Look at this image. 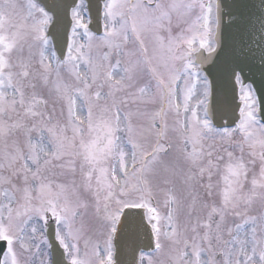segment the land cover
I'll use <instances>...</instances> for the list:
<instances>
[{
	"label": "snow or ice",
	"instance_id": "6c2138e0",
	"mask_svg": "<svg viewBox=\"0 0 264 264\" xmlns=\"http://www.w3.org/2000/svg\"><path fill=\"white\" fill-rule=\"evenodd\" d=\"M235 7L0 0V264L53 224L40 264H122L144 233L148 264H264V0Z\"/></svg>",
	"mask_w": 264,
	"mask_h": 264
},
{
	"label": "water",
	"instance_id": "95a60500",
	"mask_svg": "<svg viewBox=\"0 0 264 264\" xmlns=\"http://www.w3.org/2000/svg\"><path fill=\"white\" fill-rule=\"evenodd\" d=\"M252 0H222V3L229 5V7H232V10L234 13L239 16L242 13L244 15L247 14L249 9L243 8V7H235V5H243L245 3H250ZM254 2L258 5L259 0H254ZM93 31L95 32L97 29L101 32V21L97 22L96 20L93 21ZM232 32H236V28L233 27L230 29ZM256 87L260 89V94L262 96V99H264V84H261L260 82V76L257 73L256 74ZM49 242L52 245L51 254L53 259H58L60 257V253L62 249L59 248L58 242L55 240L54 236V226L52 225L49 228L48 236ZM133 247H135L136 257L138 259L139 253L141 250H149L154 247V241L149 239V235L147 233H144L140 236L139 240L136 241L135 245H128V246H122V253L117 257L118 260L122 262V264H132L133 260ZM6 245L3 242H0V260L2 259V253L5 250Z\"/></svg>",
	"mask_w": 264,
	"mask_h": 264
},
{
	"label": "rangeland",
	"instance_id": "374dc122",
	"mask_svg": "<svg viewBox=\"0 0 264 264\" xmlns=\"http://www.w3.org/2000/svg\"><path fill=\"white\" fill-rule=\"evenodd\" d=\"M163 197L161 196V199H162ZM90 220H91V217H90V215L89 216H86L85 217V222L86 223H89L90 222ZM86 236L87 237H90L92 240H96V239H99V237L97 236V234H96V232H95V229H94V227H89V230L86 232ZM42 253H46L47 255H39V256H36L34 259H35V264H40V261L42 260V259H47V258H49V251H48V248L47 247H45V246H42ZM84 251H85V249H84V245H83V241L81 242V255L83 256V254H84ZM156 256L157 255H149L148 257H147V254H145V260L148 262V259L149 258H151L153 261H156Z\"/></svg>",
	"mask_w": 264,
	"mask_h": 264
},
{
	"label": "flooded vegetation",
	"instance_id": "af4514ba",
	"mask_svg": "<svg viewBox=\"0 0 264 264\" xmlns=\"http://www.w3.org/2000/svg\"><path fill=\"white\" fill-rule=\"evenodd\" d=\"M174 30H176V29L174 28Z\"/></svg>",
	"mask_w": 264,
	"mask_h": 264
}]
</instances>
